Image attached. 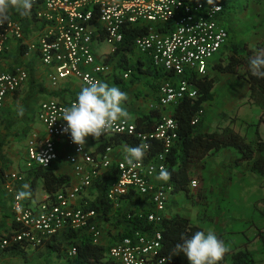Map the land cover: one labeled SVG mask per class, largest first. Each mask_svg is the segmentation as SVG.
Masks as SVG:
<instances>
[{"label":"built area","instance_id":"built-area-1","mask_svg":"<svg viewBox=\"0 0 264 264\" xmlns=\"http://www.w3.org/2000/svg\"><path fill=\"white\" fill-rule=\"evenodd\" d=\"M41 4L42 8L37 10L40 36L37 44H31L30 48L37 50L42 63L52 69L49 78L54 85L69 77L80 80L85 86L100 83L111 72V67L97 60L93 47L95 34L103 32L105 40L116 50L124 42L127 31L137 28L141 32L134 38V48L147 54L153 67L166 75L159 87L162 114L150 130L139 131L136 122L125 116L99 139L88 136L84 145H77L70 134L63 131L66 121L61 119L64 109L71 106L77 95L66 101L43 100L37 111L43 129L28 141V166L47 168L64 158L63 163L70 165L77 183L74 180L57 193L46 194L35 202L28 201L25 193L7 185L12 193L15 228L0 238V251L17 244L42 247L66 231H84L98 245H102L104 234H110L108 256L118 264H167V258L160 252L163 221L168 217L174 188L169 179L162 181L157 176L162 168L167 171L168 154L178 140V122L173 110L184 98L198 96L197 80L208 75L211 65L221 59L230 43V33L221 22L223 2L42 0ZM25 37L21 22L0 18V114L6 99L29 78L26 67L15 65L7 70L3 63L8 40L23 42ZM132 74V69H126L122 77L130 79ZM198 120L199 115L193 123ZM118 135L134 136L140 145L146 146L145 155L133 166L128 165L125 158H114L113 145L100 152L94 149L96 141ZM153 138L163 142L164 150L146 160ZM61 143L68 149L65 155L60 153ZM105 172L112 174L106 199L115 213L132 204V200L140 201L125 213L128 219L136 217L137 225L126 226L123 222L114 225L101 218L94 208L86 207L88 202L81 196L92 189ZM7 177L19 180L15 173ZM197 187L198 182L191 181L190 189ZM76 253V247L69 246V254Z\"/></svg>","mask_w":264,"mask_h":264},{"label":"crops","instance_id":"crops-1","mask_svg":"<svg viewBox=\"0 0 264 264\" xmlns=\"http://www.w3.org/2000/svg\"><path fill=\"white\" fill-rule=\"evenodd\" d=\"M37 1L38 0H32L31 8L26 12L23 9H21L18 5L9 7L6 12L7 19L16 20L23 24L26 30V37L23 42L17 41L13 38L8 40V49L3 57L4 67L8 70V69H12L15 65L24 66L28 69L29 78L25 81V83L22 84L23 86V87L21 86L22 90L16 91L13 95H10L6 99L4 109L0 114V143L3 140H6V144L4 146V154L6 156V159L8 160L4 177L0 179V190L1 188H3L8 195L10 194L9 195L10 198H12V193H9V190L7 188V185H10L14 190L22 191L23 193H25V195H27L28 197V201L30 202L40 201L45 197L46 194H50L46 192L45 189L43 188L42 181L38 182L35 190L31 189L32 187L30 180L25 181L27 175V169L31 167L28 166V163L26 161V156H27L26 148L28 141L33 136L34 133H40L43 129L41 123L37 119V111L39 104L43 100L49 98H55L65 101L69 100L72 97L76 96L77 93L83 87H86L80 80L79 81L81 83H73L72 81L67 80L68 78L61 79L56 85H54L49 78V74L50 72H52V69L42 63L40 59V55L37 50H33L30 48L31 44L34 43L37 44L41 31V26L37 19V10L38 8H42V4H41L42 1L39 3ZM221 1L223 2L224 5V11L226 8L227 1H231L232 3L239 2L237 0H221ZM245 2L246 5L244 11L234 6L233 8L235 10L231 11L227 16V19L225 20L226 25L222 23L230 33V43L225 48L222 54L221 58L223 59L230 54L234 45H236L239 48L240 52H244L245 50L244 46L248 45L250 48H253L259 42L264 40V0H246ZM222 15H221V20H222ZM95 35L97 37L94 40L93 47L95 50L97 60L101 62H105L109 64V66L111 67V72L108 75L104 76L101 82L107 83L109 86L119 87L121 91L126 93V100L123 102L122 105L124 112L126 113L125 116L131 119L132 121L136 122L141 117L150 114L153 109L155 108L161 109V106L159 105V87L166 75H164V73L158 72L153 67L150 57L147 54L138 51L136 48H134V46L132 50L126 51L124 53L125 57H123L122 53L118 52L119 48L114 50L113 46L105 40V34L103 32H101L100 35L99 34H95ZM105 42L111 46L110 51H102L101 54H97L96 52L97 45H101ZM218 61H216L215 64L218 63ZM215 64L211 65L208 73V76L216 78V83L213 89L214 98L213 100L208 101L211 103H213L215 100L216 97L215 91L218 88L221 89L222 87V85L221 86L217 85V80H218L217 77L219 74L222 75V73L215 69ZM126 69L133 70V74L130 79H124L122 77V74ZM144 69H149V71H151L150 74H146L144 72ZM157 73L161 75L159 78L155 76V74L158 75ZM223 74L224 76H226L225 81L227 82V84L229 83L237 84L241 86V90L237 93L235 92V88L234 89L232 88L233 94H228L225 93V90L223 89L222 99H221L223 106H221L218 109V114L220 115L221 113L223 114L224 108L226 109V107L231 110L233 107H239V109H241L244 106L245 107L249 106V105H243L245 101H249L248 99H249L250 91H249L248 82L244 79H239L233 73H223ZM241 91L243 93L242 95L243 98L238 100L237 95L239 96ZM26 100H28V102L35 100L38 102V104L36 105V107L34 108L31 114L30 112H28L27 115H25L21 119V122L28 121L29 123L27 124L28 128H24V130L26 131V133L23 135L24 145H23V149L20 151L19 149L14 148L11 138L13 136L10 135L9 129L11 128V125L14 124L16 125L20 121V119H18V117L16 116L17 111L15 110V106H19V104L23 105V103L25 104ZM208 102L204 104V111L202 113L204 114L202 131L211 132L217 129H222L227 125H231L232 127H235V130L238 131L237 126L232 120L234 117L230 119L224 117L222 118L212 117L210 120H208L205 116ZM215 121H217L216 122L217 128L212 127ZM20 132L21 131H19V133ZM21 133L19 135L20 137L18 136L19 138H21L22 135ZM122 137H123L122 135H118L96 141L94 143L95 146L94 149H96L97 152H100L103 151L106 146L113 145L115 147L113 153L114 158H118V157L126 158L127 150L131 148V146L126 140L122 139ZM119 139H122L121 142H117ZM108 142H112L113 144H108ZM61 145L64 144L61 143L59 145L60 153L65 155L68 152V149L66 147L67 151L63 152L61 150L62 147ZM91 146L93 145L90 144V147ZM211 156H213L212 157L213 159H210L211 158L210 156L207 158V169L205 173H207L210 164L209 162L211 161L214 162L217 168L219 167L222 170L224 169L225 164L232 165L233 166L232 175L234 176L235 175L234 173H237V176L239 175L238 180L242 181L244 177L249 178L252 175L251 172H244L242 167H234L235 159L237 157V151L235 152L233 149H222L221 151ZM0 163H1V159H0ZM53 166H55L56 168L55 173L57 175L66 174L70 176V180H71L70 183H72V181L74 180L76 181L75 177L73 176L71 167L66 163H63L62 158L56 161ZM12 173L17 174L19 180L11 179L7 177ZM106 173L107 172H105L102 175V177ZM111 180L112 178L110 179V182ZM75 181L74 183H77V181L76 182ZM99 183L100 181H98L92 189L84 192V195L81 196L83 197V200L85 202H88V204L89 202L96 200L97 188L99 186ZM190 191H191L190 193L194 192L192 189H190ZM171 197L172 198L170 200L169 208L167 211V215L169 217L173 216L175 213V211L172 210V201L177 200L178 194H173ZM0 198L2 199V201L5 200L3 195H0ZM11 205H12V200L7 210L5 208L2 209L4 210V212H7L9 214L8 216H5V221L8 224L4 227L6 232H11L14 229ZM236 214L237 213L229 216L228 214L225 213L223 215V217L225 218L230 217L233 218V220L230 222L229 226L227 225L228 230L225 229L226 227L224 228L222 227L220 228L221 231H219V235L220 234L221 235L220 236L218 235V238L222 239L224 242L229 240L234 241L236 245L235 248L229 249L233 251H237L241 244L245 243L246 241H248L249 239L253 238L256 235L255 234L251 238L246 236V233H244L243 231L246 228V226L249 224L248 223L245 226V222H247L248 219H246L245 217L240 218V216H236ZM237 222H240L242 224L239 228H237L235 225ZM195 224H199V223H195ZM224 224L226 225L227 221L224 222ZM233 226H235V228L231 229ZM204 230L207 231L206 229ZM111 240L112 238L110 237V234L108 233L104 234L102 246L106 247L109 250ZM254 241L255 240L249 242L243 248H246L251 251L252 249L250 248V245Z\"/></svg>","mask_w":264,"mask_h":264},{"label":"trees","instance_id":"trees-1","mask_svg":"<svg viewBox=\"0 0 264 264\" xmlns=\"http://www.w3.org/2000/svg\"><path fill=\"white\" fill-rule=\"evenodd\" d=\"M41 1L38 0L37 2ZM140 32L137 28H131L127 31L125 40L118 49V52H121L123 57H125L124 53L126 51L132 50L134 38ZM244 49V52H240L239 48L234 45L230 54L224 59L221 58L215 64V69L221 73H233L239 79H244L248 82L250 91L248 100L261 109L260 118L256 123L255 135L251 141H248L245 135H242L231 125L211 132L202 131L204 104L214 98L215 77L207 75L198 79L196 82L199 88L198 96L195 99L184 98L173 110V116L178 122V140L167 157V172L170 174L168 182L173 185V194L185 192L193 197L195 193H190V183L193 180L199 181L200 189L196 199L194 198L193 200L194 203H206L201 198L205 192L207 158L222 149H234L237 151L234 167H242L244 172H254L264 177V139L259 133V127L264 118V78L253 76L249 66L251 58L257 54L264 53V40L253 48L246 45ZM144 72L150 74L151 71L144 69ZM157 74L155 76L159 78L161 75ZM161 114L162 108L153 109L150 114L136 121L137 129L139 131L152 129L159 121ZM197 115H199V120L197 123H193V119ZM122 139L126 140L131 147L140 145L138 138L134 136L123 135ZM122 139L117 142H121ZM5 144L6 140L0 143V179L4 177L8 163L4 154ZM108 144L113 143L108 142ZM163 150L164 144L162 141L151 139L146 160L153 159ZM225 168L229 171V176L232 177L233 166L226 165ZM55 169V166L45 168L33 165L27 169L25 181L30 180L31 189L34 190L38 182L42 181L45 191L53 195L68 186L71 181L70 176L66 174L57 175ZM111 178V172H107L102 177L97 188V198L89 202L87 208H94L101 218L112 221L114 225L122 222L126 226L137 225V218L128 219L125 213L131 209L134 203L138 204L140 201L132 200V204L126 205L118 210L117 213L113 211L112 205L108 203L106 190ZM13 227L15 228V224ZM197 231L205 230L201 225L193 223L187 216L177 213L164 219L163 248L160 253L167 258V264H188L186 256L176 249V245L183 242L182 238H190ZM1 237L2 235H0ZM257 238L264 239V233L258 231L253 238L241 244L237 251L228 250L219 264H226L229 260L231 264H256L253 252L243 247ZM71 245L76 247V255L69 254V246ZM28 248L31 247H23L17 244L7 247L6 250L25 257V250ZM46 248L49 253L68 252L67 264H118L109 258L106 247L95 244L91 236L82 231H66L60 236H54L47 242Z\"/></svg>","mask_w":264,"mask_h":264},{"label":"rangeland","instance_id":"rangeland-1","mask_svg":"<svg viewBox=\"0 0 264 264\" xmlns=\"http://www.w3.org/2000/svg\"><path fill=\"white\" fill-rule=\"evenodd\" d=\"M237 1L239 2L232 3L231 1H227V3L225 1L226 8L221 20L224 25H226L225 20L227 19L228 14L231 11L235 10L233 8L234 6L236 8L242 9L243 11L245 10L246 0ZM110 49L111 46L105 42L101 45H97L96 52L97 54H101L102 51H110ZM216 59H218V57ZM217 79V85H222V87L221 89L218 88L215 91L216 97L214 102L207 103V111L205 115L206 118L210 120L212 117H224L227 119L234 117L232 120L237 126L238 131L242 135H245L248 141H251L255 135V130L257 127L256 123L260 118L261 109L258 106L254 105L252 101H245L243 105L249 106H244L241 109H239V107H233L231 110L226 107V109L224 108L223 114H218V109L223 106V103L221 101L223 89L225 90V93L233 94L232 88H235V92L238 93L241 90V86L237 84H227V82L225 81L226 76H224L223 73L222 75L219 74ZM67 80H70L73 83H81L74 77H70ZM22 87L19 90H22ZM242 95L243 93L241 91L239 96L237 95V99H242ZM28 100H26L25 104L23 103V105L19 104V106H15L16 111H18L19 108H23L24 114L23 116L16 115L18 119H20V121L16 125H11V128L9 129L10 135L13 136L11 138L14 148L19 149L20 151L23 149L24 145L23 135L26 133L24 128H28L27 124L29 123L28 121H25V119V122H21V119L25 115H27L28 112H30L31 114L38 104V102L35 100L30 102H28ZM217 121H215V123L212 125L213 128H217ZM263 122L264 118L260 124L259 133L264 139ZM19 131L22 132H20L22 134L21 138H19ZM61 146V150L63 152H66V147L64 145ZM234 151L236 152V150ZM210 157V159H213V156ZM62 159L65 160L64 158ZM209 163V168L206 173L205 192L203 193L204 196H202L201 198L206 203L193 202L194 198L196 199L197 197L198 190L200 189L198 181L197 189L193 190L195 193L193 197H191L187 193H180V195L178 194L177 200L172 201V210L175 211V213H173H178L190 217L192 222L201 224L204 229H206L207 231H213L217 236L219 235V231H221L220 228L226 227L225 229L228 230L227 225L229 226L230 222L233 220V218H225L223 217V215L226 213L230 216L237 213L236 216H240V218L245 217L246 219H248V221L245 222V226L248 223L249 224L243 231L244 233H246V236L251 238L258 231L264 233V177L251 172V174L255 176L251 175L249 178L244 177L241 181L238 180L239 175L237 176V173H234L235 175H232V177H230L229 171L225 167L222 170L219 167L217 168L214 162L210 161ZM0 191V195H3L5 199L2 201V199L0 198V235L3 236L4 234L8 233L5 231L4 227L8 225L5 221V216H8L9 214L7 212H4V210L2 209L5 208L7 210L9 208L12 198H10V194L8 195L3 188H1ZM226 221L227 224L225 225L224 222ZM235 225L237 228H239L242 224L240 222H237ZM233 228H235V226H233L231 229ZM224 243L227 250L233 249L236 246L234 241L232 240L225 241ZM250 248L252 249L251 251L254 254L256 264H264V239H255V241L250 245ZM25 251V257L14 254L6 249L0 251V264H67L69 257L68 252L66 251H61L60 253H49L47 251L46 245L35 248L31 247L26 249ZM226 264H231V261L229 260Z\"/></svg>","mask_w":264,"mask_h":264},{"label":"clouds","instance_id":"clouds-1","mask_svg":"<svg viewBox=\"0 0 264 264\" xmlns=\"http://www.w3.org/2000/svg\"><path fill=\"white\" fill-rule=\"evenodd\" d=\"M31 4L32 0H0V18L7 19L6 12L11 6L18 5L26 12ZM249 66L253 76L264 78V53L251 58ZM125 100L126 93L119 87L104 82L90 83L77 93L71 106L64 109L61 119L66 121V126L63 131L69 133L72 142L77 145H84L88 136L99 139L125 117L122 107ZM23 114V108H19L17 115ZM145 147L142 144L129 148L125 158L127 164L133 166L139 162L145 154ZM169 175L162 168L157 179L167 181ZM182 239L183 242L177 244L176 249L186 256L188 264H219L227 252L224 241L211 230L197 231L190 238Z\"/></svg>","mask_w":264,"mask_h":264}]
</instances>
